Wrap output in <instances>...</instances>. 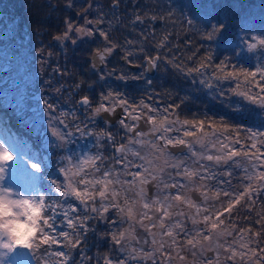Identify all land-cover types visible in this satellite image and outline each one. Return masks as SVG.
Segmentation results:
<instances>
[{"label":"snow or ice","instance_id":"obj_1","mask_svg":"<svg viewBox=\"0 0 264 264\" xmlns=\"http://www.w3.org/2000/svg\"><path fill=\"white\" fill-rule=\"evenodd\" d=\"M112 2L114 6H118L119 0H112ZM91 7L92 5L89 4L81 10L80 14L86 13ZM135 19L142 22L140 16H136ZM152 19L156 17L153 16ZM102 22L103 17L89 20L85 16L84 24L94 25L89 29L84 25L77 26L70 20H66L65 31L54 39L63 42L69 39V33L73 31L77 37H93L94 33L98 32L106 46L102 50L97 48L94 52L103 64L106 55H110L118 45L110 41L108 30L98 27ZM223 27V24L219 27L213 26L212 32H209L206 38L212 39L213 32H219ZM166 40L167 36H164L156 46L163 47ZM252 40L254 43L248 44L249 51L255 49L257 45L264 46V32L260 36H253ZM72 42L76 43V40ZM37 51L42 50L37 49ZM141 52L144 50L141 49ZM131 55H133L132 52H125L122 58L127 61ZM145 56L148 67H158L159 56H147L146 53ZM174 59L168 63L182 72L186 71L189 75L192 72L202 74V70L212 67L208 63L211 60L210 55L203 57L198 67L187 69L183 65L175 64ZM92 67H96V64L93 63ZM147 70L148 68L144 69V71ZM53 71L58 72L60 69L57 67ZM107 75L110 76L111 72ZM212 78L234 81L237 86L230 88L229 91L251 106L235 111L238 114L243 111L249 117L254 113L256 118L259 117L261 127L256 129L242 127L223 116L217 119L207 114L203 118L181 121L175 114V109L180 105L169 106L172 111H169V107L161 110L145 103L143 99L138 104H132L120 93L113 90L107 91L106 94H102L101 102L93 109V115H99L102 112L113 114L117 107L123 109L125 119H121L119 125L125 130L126 139L118 143L115 134L101 130L96 133L97 144L99 145L101 140L107 138L109 144L115 145V153L118 155L113 156L112 160L119 165V168L105 166L108 158L98 152L94 156H86L72 168L63 169L67 182L63 185V190L60 185H57L56 191L62 197L71 196L79 201L84 206L85 214L79 215V207L68 204L67 209L63 211V216L71 232L59 231L58 235L46 232V227L55 229L52 223L55 219L53 215L48 218L41 217L43 226L23 244L15 245L14 242H5L0 239V250H3L0 251V264H8L6 257L15 249L32 248L36 242L37 233L40 235L37 247L60 243L59 237H62L70 249H76L81 243L82 233L87 231L86 222L91 218L90 214L94 213L96 218L104 220L105 214L109 213L110 209L114 210L119 217L117 222L123 224L124 217H127L130 222L128 228H121L111 233L112 242L119 246L117 250L127 252V256L123 260L113 261L109 255L105 254L102 257L104 264H128L130 259L137 258L152 260L154 255L162 257V264H173V261L187 264V256L182 255L186 251H191L194 258L192 264H204L203 259L196 258L205 257L208 252H214L215 256L208 258L207 264H227L228 261L237 264V258H239V264H264V248L257 251L250 246L264 237V213L257 214L256 223H259L261 227L255 232L251 228L237 231L238 226L235 222L231 229L222 227L225 225V219L222 218L224 213L231 217L235 206L241 203L249 212H252L255 204L253 194L264 189V64L257 65L255 70L234 68L229 71L225 61H221L215 65ZM99 79L103 80L105 77L102 75ZM117 79H143V72L139 76L121 75ZM201 83L212 87L211 81L207 78ZM76 87L79 88L80 84L78 83ZM55 91L59 92L60 89L56 88ZM103 101H107L108 104L106 105ZM45 103L49 109L52 108L50 103L47 101ZM79 103L91 107L87 95L83 96ZM173 116L175 118H172ZM141 121L147 125V130H141ZM207 129H211V132ZM53 135L59 134L53 130ZM194 145H198L199 150H196ZM179 147L186 149L187 154L172 151ZM12 159L9 145L6 146L5 142L0 141V165ZM85 168L90 171L86 172ZM218 168L223 171L220 173L214 171ZM235 169L241 170V180L246 181L239 186L243 189L242 191L232 186L230 178L235 175ZM0 171H3V167H0ZM218 175L229 179L219 181ZM129 176L131 179H127ZM75 177H80L78 182ZM197 180L199 183H196ZM212 180H217L218 185L227 184L228 188H217L209 195L206 182ZM149 185L155 189L151 196ZM193 190L200 193L205 206L202 207L200 203L194 202L188 194ZM129 192H134V198L127 195ZM221 193L228 197L226 207L223 203L219 207L207 206L209 200H219ZM182 205H187L195 212L186 213L182 210ZM173 217L177 219L173 221ZM185 218L194 226L192 231L186 229ZM131 222H135L151 237V250L146 251L144 247L132 248L127 245L128 241L136 240ZM200 223H203L204 227L196 228L195 226ZM181 233L184 236L182 240L179 239ZM228 237H234V239L229 242ZM139 243L140 241L137 240V244ZM148 244L149 240L145 239L144 245ZM52 254L58 258L56 264H71L70 251L56 250ZM153 264H155L154 260Z\"/></svg>","mask_w":264,"mask_h":264},{"label":"trees","instance_id":"obj_2","mask_svg":"<svg viewBox=\"0 0 264 264\" xmlns=\"http://www.w3.org/2000/svg\"><path fill=\"white\" fill-rule=\"evenodd\" d=\"M89 4L92 5L91 9L80 14L81 10ZM85 16L89 20L103 17L99 28L108 30L110 41L118 45L112 52L110 59L113 60L110 63L107 61L105 68L101 71L92 70L90 59L94 50L103 49L106 46L98 32L94 33L93 37L79 43L72 42L77 38L74 31L70 32L69 39L63 42L54 39L55 36L65 31L66 20H70L77 26L84 25L89 29L93 28L92 24H84ZM136 16H140L142 22L136 21ZM153 16L156 19H152ZM221 24L224 27L219 32H213L212 39H207L213 26L219 27ZM240 30L246 33L264 32V0H119L116 7L113 6L112 0H0V43H6L10 53L18 54L21 59L27 55L30 56L28 60L31 64L27 66V69L32 78L29 83L23 80V84L27 87L22 97L30 99L33 96L36 100L24 101L31 103L33 101L41 109L47 107L45 101L50 103L51 112H53L51 114L58 122L64 121L71 134L74 135V140L77 139L76 135L82 131L88 130L93 133L97 127H94L92 123V110L88 111L84 106H80L78 100L85 95L89 97V100H99L102 94H106L109 90L119 92L116 81L117 77L125 71L120 63L125 52L133 53L127 59L131 64L140 63V60L146 57L145 53L147 56L160 57L159 70L152 77L156 81L146 90V93L157 94L162 97V99L159 98L160 100L188 101L189 104L180 105V107L186 112V106L190 108L188 112L190 119L203 118L207 114L217 119L223 116L242 127L252 129L261 127L259 117L256 118L255 114L249 117L243 111L239 114L234 113L232 108L246 109L248 106L245 101L236 100L235 95L229 91L230 88L237 86L234 81L223 80L220 90L215 92L212 90L210 93L201 83L200 74L192 72L189 75L186 71L182 72L168 63L175 58V64L183 65L186 69L194 68L199 66L203 57L210 55L211 60L208 63L212 67L202 70L208 79H213V69L221 61H225L229 71L234 68L237 70L247 68L245 64L236 59L232 48L236 34ZM164 36H167V40L163 47L158 48L156 45ZM128 41L134 43L128 44ZM37 49L42 51L38 52ZM141 49L144 52H141ZM57 67L60 71L54 72L53 69ZM110 67L115 69L111 73L115 76L114 79L111 75L105 82L104 79H99L102 71L111 69ZM106 75L103 73L105 78ZM78 83L79 88L76 87ZM131 86L135 91L133 96L143 92L140 82L139 85L135 82ZM56 88L60 91L56 92ZM232 102L238 105V108ZM0 107L2 108L1 103ZM7 118L8 116H5L3 126L7 124V121L11 124V117L9 116V120ZM10 128L11 132L17 135L16 122ZM207 130L211 132V129ZM14 141L18 145L21 144L18 139ZM92 144L93 146L88 148L91 156L99 152L106 157L103 148L99 145L96 147L95 143ZM33 145L35 147L39 145L37 140ZM48 149H41L40 154L43 151H49L52 156L51 164L58 166L57 161L61 153L56 151L52 153L51 149ZM40 159L39 155V160L35 162L37 158L30 155L25 161L37 164ZM71 163L74 166L75 160L73 159ZM85 171L88 172L90 169L85 168ZM79 179L80 177H76L77 182ZM53 181L54 186L60 185L63 190L65 184L63 181ZM254 200L252 212H249L244 204L239 209L235 206V212L232 213L229 222L232 221V224L235 222L241 229L251 228L254 232L259 230L261 225L256 221L257 214L264 213V193H255ZM45 204L47 211L44 217L55 216L52 220L55 229L45 228V231L52 235H58L59 231H72L67 228L63 216V211L67 209L68 204L79 207V215L85 214L84 206L71 196L55 197L49 203L50 207L47 201ZM90 216L91 218L86 222L87 231L82 233L81 243L76 249H70L62 237H59L60 243L37 247L36 244L39 243L40 238L37 233L34 246L28 251L35 252L36 262L41 251L43 253L41 256L48 255V249L50 253L56 250L70 251L71 264H104L102 257L111 252L110 257L113 261L120 260L117 256V245L111 240V233L119 229L115 228L113 231L107 227L109 224H114L110 220L117 219L115 212L106 213L104 220L96 218L94 213ZM253 244L257 251L264 248V237ZM45 248L47 254L44 253ZM48 257L51 264H56L58 258L55 255L50 254Z\"/></svg>","mask_w":264,"mask_h":264},{"label":"rangeland","instance_id":"obj_3","mask_svg":"<svg viewBox=\"0 0 264 264\" xmlns=\"http://www.w3.org/2000/svg\"><path fill=\"white\" fill-rule=\"evenodd\" d=\"M77 35V34H76ZM261 32H241L238 31L236 34L233 51L236 55V59L241 63L245 64L247 68H251L255 70V67L259 64H264V46L257 45L255 49L249 51L248 44L254 43L252 40L253 36H260ZM90 37H77L76 42L79 43L82 40L89 39ZM72 41V40H71ZM6 43H0V103L2 108L0 107V141L6 143V146L9 145L10 151H12L13 159L11 161L3 162L2 165L6 167V176L3 181H0V187H9L13 189H17L24 193H32L39 192L45 196V201H47L48 206L50 207L51 200L55 197L60 196L59 192L56 191V187L54 186L53 180H61L66 184L65 174L63 169L72 168L73 159L75 160V164L80 163L86 156H90L88 153V148L93 146L92 143L97 144L96 136L92 135V131H82L80 134L76 135L77 139L74 140V135L71 134L70 130L65 125L64 121L58 122L56 117L54 118L51 113L52 109L46 107L44 109L39 108L33 101H24V100H36V97L31 96L30 99H24L23 92L25 91L27 85L23 84V80H26V83L31 81L32 75L27 69V66L30 63V56H26L21 59V57L16 54L10 53L9 49L6 46ZM113 55V53H111ZM14 55V56H13ZM91 57V56H90ZM113 59H108V63H110ZM92 67V64H91ZM111 68V67H110ZM112 69V71H110ZM111 69H106L108 72H114L115 69L113 67ZM94 72H97L94 67H92ZM200 80H205L204 73L200 74ZM114 75L111 74V78L114 79ZM109 78V75L106 76V79ZM208 79V78H207ZM211 81L212 87H208L207 84L203 83L208 91H219L221 88V84L223 80H215L208 79ZM120 81V80H119ZM111 83V82H110ZM129 88L132 89L130 85ZM128 88V89H129ZM205 88V90H207ZM211 93V92H210ZM213 94V93H212ZM237 99L242 101V99L238 96H235ZM101 100V99H99ZM30 102V103H29ZM247 103V102H246ZM233 105L238 108L234 102ZM85 109L88 111L91 107H87L83 105ZM248 105L246 107L250 108ZM234 113H236V109L232 108ZM245 109V108H244ZM242 112V111H241ZM254 114V113H253ZM5 116L11 117V124L7 121V124L3 126L5 121ZM183 119H190V116H182ZM14 122H16V134L11 132V128L13 127ZM248 122V121H247ZM53 130H55L59 135H53ZM18 139L20 141V145L16 144L14 140ZM38 142V146H34V141ZM192 139V138H191ZM190 139V140H191ZM75 141V147L74 142ZM48 146V147H47ZM86 147V148H85ZM51 149L53 152L61 153V157L59 161H57L58 166H53L52 156L49 151H43L40 154V150ZM196 150H199L198 145H194ZM48 149V150H49ZM60 150V151H59ZM179 153V152H177ZM187 154V150L183 152ZM30 155H34L37 158L35 162L39 160V155L41 157L40 161L37 163L40 166L39 172H36V169L32 167L33 163H27L26 157L29 159ZM75 157V158H74ZM58 158V157H57ZM56 158V160H57ZM36 165V164H35ZM42 171V172H41ZM217 173L223 171V169H215ZM3 175V174H0ZM241 170L235 169V175L231 177L232 186L234 188H238L239 191L243 189L239 187L241 183H246V181L241 180ZM78 178V177H77ZM226 178L222 175L217 176V180L224 181ZM76 180V177H75ZM217 180L207 181L208 185V194L211 195L216 191L217 188L227 189L228 185L220 183L217 184ZM77 181V180H76ZM188 183L187 181H184ZM196 183H199L197 180ZM191 185H189L190 187ZM55 191V192H54ZM259 192L264 193V189ZM189 194V193H188ZM255 194V193H254ZM253 194V195H254ZM63 198V197H62ZM228 200V197L220 195L219 200H209L207 202V206L219 207L221 203L225 204ZM195 202V201H194ZM201 206H205L202 198ZM243 203L236 205V208L239 209ZM184 206L181 208L184 210ZM189 210L188 207H186ZM194 210V209H193ZM185 211V210H184ZM195 212V210H194ZM235 212V209L233 213ZM177 217H173V221H175ZM187 218L184 220V224ZM199 228L198 225L195 226ZM227 227V226H226ZM134 235L136 236V240H131L127 242V245L132 248L144 247V250L147 251L150 248V240L151 237L148 236L147 232L143 229H139L138 231H134ZM184 237V236H183ZM181 238V235L179 236ZM148 239L149 244L144 245V240ZM234 237H228L227 240L231 242ZM137 240L140 241L137 244ZM252 245V244H251ZM47 248V247H46ZM45 248V254H47ZM151 250V249H150ZM3 251V250H0ZM191 252V251H189ZM21 253H25V255H21ZM48 249V255L52 254ZM41 255H43L41 251ZM38 256L37 262L35 259V252L28 251V249H20L17 248L13 253L9 254L6 257L8 264H51L48 260L47 256ZM123 256H127V252H122ZM122 256V260L125 258ZM155 255L150 260V263L153 262ZM203 259V258H202ZM204 260V259H203ZM146 261L142 258H137L135 260L130 259L128 264H140V262ZM178 264L177 261H175ZM237 264H239V258H237Z\"/></svg>","mask_w":264,"mask_h":264},{"label":"flooded vegetation","instance_id":"obj_4","mask_svg":"<svg viewBox=\"0 0 264 264\" xmlns=\"http://www.w3.org/2000/svg\"><path fill=\"white\" fill-rule=\"evenodd\" d=\"M98 27H99V25H98ZM111 56H112V54L108 55V57L105 59L104 66L101 69H96V68H94V69H96L97 71H101L103 68H105V65L107 64V61H108L109 58H111ZM145 58L146 57H144L142 60H140V63H135V64H131V63H129L126 60H125L124 63H122L121 60L123 58H121V59L119 58L120 59V63L122 64V66H124L123 70H125L124 73L121 74V75H127L128 74L127 76H129V77H131V76H139L140 73L143 72V79H128V80H120V81L118 79L116 81L117 85L115 84L117 86L118 90H119L118 93H120L124 99H127L132 104H138L139 101L141 99H143L145 101V103H148L149 105H152V106H154V107H156L158 109H161V110L164 109L165 107H169V106L189 104L188 101H184V100H160V99H162V97H160L159 95H157V94L151 95V94H147L146 93V90L149 89L152 86V84L156 81L152 77L155 76L156 73L159 70L160 59L157 60L158 67L155 68L154 75L150 76V75H148L146 73V71H144V69L146 68V64L144 63V59ZM130 65H133V66L139 65V66H136V69L133 70V69L130 68ZM128 69L130 71H128ZM103 73L107 74L109 72L104 69V71H102V75H103ZM149 81L151 82L150 84L148 83ZM113 82H112V84H113ZM135 82H137L138 85H139V82H140V85L143 88V92L141 94L133 96L135 91H133V88L132 89L129 88V86L135 84ZM80 100H81V98L78 100V103L80 102ZM100 102H101V100H90L92 113H93V109ZM103 103H105L106 105L108 104L107 101H103ZM79 105L83 106L82 103H79ZM186 109H187V112H186L185 109H183L181 107L175 109V114L178 115V117H179V119L181 121L184 120L182 118V116L184 115V116L187 117L188 112L190 111V108L188 106H186ZM169 111H172L171 107H169ZM103 113H105V112H102L99 115H95V116L93 115V122L92 123L94 124V127H96V126L97 127H96V131H94L92 133V135L96 136V133L100 132L101 130H106L107 132L115 134L118 143L119 142H124L125 139H126L125 130L119 125V121L121 119H125L123 109L117 107L113 114H109V113L105 114V115L110 116V117L118 115V117L116 118V120L114 122H110L107 118H103ZM81 116H82V111H81ZM172 118H175V116H173ZM140 128H141V130H147V125L144 123V121H141ZM128 135H131V134H128ZM96 139H97V137H96ZM187 139L190 140L191 138H187ZM97 146L98 145H96V147ZM99 147L103 148L105 150L106 157L108 158L105 161V166L111 165V166L114 167V169L119 168V165L115 164V162L112 160L113 156L118 155L117 153H115V145L109 144V141L107 140V138H105V139L100 141ZM185 151H186V149H185ZM185 151H183V152H185ZM183 152H179V153H183ZM97 163H99V162H97ZM133 171H135V169H133ZM127 179H131V177L129 176V177H127ZM148 189L151 190V194H152L153 191H155V189L153 188L152 185H150V188L148 187ZM193 192L200 196V200L197 201V200H195L192 197V193ZM151 194H149V195L151 196ZM127 195L129 197H131V198H134L135 194H134V192H129ZM189 195L191 196V198L195 202H202V196L200 195L199 192L193 190V191L189 192ZM224 206L226 207L227 203H225ZM186 207L184 206V208H183L186 213H194L193 209L187 210ZM110 211L114 212V210H111V209H110ZM222 218L225 219V225L222 226V227H226L227 226L228 229H231L232 228V223H231L232 221L229 222L230 221V217L228 216V214L224 213ZM118 220H119L118 216H117L116 220H110L114 224L113 225L109 224V225H107V227L110 230H113V231L115 230V228L121 229V228H128L129 227V223L130 222L127 220V217H124L123 224H121L120 222H117ZM131 223L133 225V230L134 231H138L139 229H143V228H140L139 225L135 224V222H131ZM198 226L201 229L204 227L203 223L198 224ZM185 227L189 231H192L193 228H194V226L191 224V221L188 220V219H186V221H185ZM239 229H241V228L238 227L237 231ZM180 235H181V238H179V239L182 240L184 238L183 237V233H181ZM250 246L255 248L254 244H252ZM118 247L119 246L117 245V249H118ZM117 249H116L117 256L120 258V260H122V256H123L122 252L118 251ZM147 250H150V248H148ZM111 254H112V252H111ZM111 254H109V256ZM182 255H186L187 256V264H192V261H193L194 258L192 257L191 252L186 251V252L182 253ZM214 256H215L214 252H208V253L205 254V257H199L198 256L196 259L197 260H201L203 258L204 259V264H207V259L211 258V257H214ZM123 257H125V256H123ZM154 261H155V264H162V257L160 255H155ZM140 264H153V262L150 263V260H146V261L140 262ZM173 264H176L175 261H173ZM178 264H179V262H178ZM227 264H232V261H228Z\"/></svg>","mask_w":264,"mask_h":264},{"label":"clouds","instance_id":"obj_5","mask_svg":"<svg viewBox=\"0 0 264 264\" xmlns=\"http://www.w3.org/2000/svg\"><path fill=\"white\" fill-rule=\"evenodd\" d=\"M7 162V161H5ZM0 171V181L6 176V167ZM36 172L40 166L32 165ZM47 206L45 196L39 192L24 193L9 187H0V239L20 245L36 234L42 227Z\"/></svg>","mask_w":264,"mask_h":264},{"label":"water","instance_id":"obj_6","mask_svg":"<svg viewBox=\"0 0 264 264\" xmlns=\"http://www.w3.org/2000/svg\"><path fill=\"white\" fill-rule=\"evenodd\" d=\"M107 57H108V55H106L105 59ZM90 59H91V63L92 64L93 63L96 64V67H94V68L101 69L104 66V63L103 64L100 63L98 56L95 55V52H92ZM121 62L124 63L125 62V59H122ZM144 63L146 64V58L144 59ZM130 68L133 69V70H135L136 69V66L130 65ZM146 68H148V70L146 71V73L148 75H150V76L154 75L155 68H150V67H148L147 64H146ZM105 114L106 113H103V118H107L110 122H114L116 120V118L118 117V115L110 117V116H107ZM172 151L175 152V153H177V152H183V151H185V149L183 147H179V148H176V149H172ZM148 187L150 188V185ZM149 194H151V190H149ZM192 197L195 200H197V201L200 200V196L198 194L194 193V192L192 193Z\"/></svg>","mask_w":264,"mask_h":264}]
</instances>
